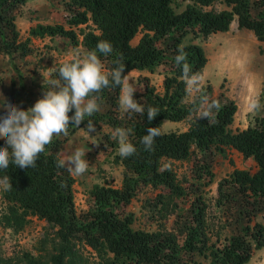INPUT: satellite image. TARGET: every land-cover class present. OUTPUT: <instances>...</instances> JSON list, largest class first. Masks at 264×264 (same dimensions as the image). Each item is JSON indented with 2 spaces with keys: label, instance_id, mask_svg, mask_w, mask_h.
Wrapping results in <instances>:
<instances>
[{
  "label": "trees",
  "instance_id": "obj_1",
  "mask_svg": "<svg viewBox=\"0 0 264 264\" xmlns=\"http://www.w3.org/2000/svg\"><path fill=\"white\" fill-rule=\"evenodd\" d=\"M25 1L0 0V53L10 62L33 51L30 36H55L67 39L70 46L80 44L86 52L95 50L99 41L110 42L113 51L101 55L102 62L110 69L122 59L123 75L129 69L152 72L157 66L164 71L161 90L146 74L136 77L134 98L159 109L152 122L146 113H125L119 107L120 88L110 87L99 93L102 109L81 123L85 128L88 120L93 121L98 141L108 152L119 145L112 130L131 129L129 140L137 154L125 159L114 152L113 160L121 165L119 185L92 184L80 212L74 205V178L56 163L68 136H55L35 168L10 165L0 171V178L7 174L12 184L10 190L2 191L7 200L1 212L5 223L16 230L26 215L44 219L51 228L53 249L45 253L21 250L13 256L0 253V264H74L76 243L88 246L106 264H200L201 258L206 264L248 261L253 250L264 245V224L257 219L264 214V85L259 96L261 111L250 114L245 127L231 129L235 100L223 95L211 98L207 83L185 101L182 68L175 64V56L178 47H183L192 71L201 72L207 56L192 39L224 31L232 20L237 28L264 39V0H186L177 11L172 0H64L67 7L61 22H36L28 28L29 36L19 38L14 18ZM214 3L225 7L216 9ZM79 24L83 27L77 32L74 27ZM186 35L190 39L183 41ZM60 66L52 71L56 79ZM205 95L219 105L210 120L196 114ZM162 119H188V123L183 129L161 131L153 150L145 151L141 138L149 127H159ZM100 124L110 130L101 131ZM75 129L70 126L69 134ZM4 146L0 139V147ZM228 148L251 158L255 168L233 167L216 180L215 192L209 195L207 185L214 175L211 164ZM171 160L189 161L188 173L179 176ZM144 188L150 193L143 196L141 208L152 228L134 226V214L127 210Z\"/></svg>",
  "mask_w": 264,
  "mask_h": 264
},
{
  "label": "rangeland",
  "instance_id": "obj_2",
  "mask_svg": "<svg viewBox=\"0 0 264 264\" xmlns=\"http://www.w3.org/2000/svg\"><path fill=\"white\" fill-rule=\"evenodd\" d=\"M52 2L58 6L57 13L60 16L67 7L64 0H34L28 4L18 6L15 22L17 29L23 28V33H25L26 25H21L20 23L24 20L27 21V16L33 12H35V17H39L43 21L54 22L55 14L53 16L49 15L50 13L41 15L49 11L54 12V9L44 11ZM185 2L186 0H172L171 5L177 11L183 8ZM208 7L205 6V8ZM213 7L219 9L225 6L221 3H214ZM37 10L41 11L39 16L36 14ZM82 27L83 24H79L74 29L78 32V28ZM229 28L227 33L216 31L209 34V37L207 35L196 37L192 40L201 44L207 56V60L201 69V73L204 75L202 86L207 83L210 84L209 96L211 98L220 97L221 95H233L239 104L235 117L239 116L238 121L243 122L244 118L247 120L251 112L258 113L261 111L260 108L255 111L250 110L243 116L244 104L241 105V88L243 83H245L246 87L247 82L257 81V79L264 80V48L259 53L251 30L244 27L237 28L234 20L231 21ZM137 37L138 33L131 38V43H134ZM189 39L190 36L186 35L183 41ZM228 45V52H233L235 56H238L237 61L239 62L227 66L225 62H219L217 59L212 61V57L217 55L215 53ZM32 46V52L23 57H15L12 62L4 54L0 53V106H3L6 101L25 110L34 106L35 102L43 98L44 92L49 89L48 81L56 79L52 74L55 67L60 66V64L63 65L68 59L76 57L78 53L81 54V51H78L77 48L73 49L74 46H70L65 38H54L43 42L36 41V43H32ZM225 53V57L229 56L227 52ZM232 60L234 59L232 58ZM163 71L164 67L157 66L152 72L147 69H132L125 75H128L130 82L134 83L135 87L138 88L136 77L146 74L155 88L161 90ZM193 97L194 93L188 94L186 92L185 101ZM254 99H258L261 105L262 98L254 96ZM100 109H102L101 104ZM5 114L6 110L0 108V117ZM187 123L188 119L181 121L162 119L159 128L161 131L183 129ZM100 130L107 132L110 128L100 124ZM97 134L98 130L96 128L95 131L88 132L87 126L85 128L79 127L61 143L59 151L62 158L71 154L77 148H82L86 152V157L84 158L89 161V168L83 175L72 174L74 178L73 199L78 212L86 207L85 198L92 184L102 183L117 186L120 183L121 165L113 160L114 152H118L119 145L114 151L108 152V147L104 148L98 141ZM234 161H237L239 165H245L250 170L255 168L251 158L239 157V154L234 149H228L223 156L220 157L218 155L217 159L212 162L211 169L213 174L221 175L222 173H227L228 171L226 172L225 170L230 168ZM189 163L186 160H183V163L172 160L169 164L181 176L188 173ZM2 191L3 187L0 186V253L3 256H13L14 254H19L21 250L43 251V253L53 250L50 243L51 228L44 219L35 215H26L21 226L16 228V230H13L11 225L5 223L4 215L1 212L5 209L7 200L3 196ZM148 193H150V189L144 188L127 206V210L132 211L134 214V226L153 227L152 223L147 224V219L143 216V209L141 208L142 198ZM171 218L169 217L167 220V226H170ZM257 219L264 224V214H258ZM74 250L77 254L74 257V264H106L103 259L97 257L94 251L86 245L76 243ZM200 260V264L207 263L203 258ZM243 264H264V245L254 249L248 261Z\"/></svg>",
  "mask_w": 264,
  "mask_h": 264
},
{
  "label": "clouds",
  "instance_id": "obj_3",
  "mask_svg": "<svg viewBox=\"0 0 264 264\" xmlns=\"http://www.w3.org/2000/svg\"><path fill=\"white\" fill-rule=\"evenodd\" d=\"M113 48L108 41H99L95 50L85 54H77L70 62L64 63L57 70L58 79L48 81L49 89L43 98L27 110L6 101L3 108L6 114L0 117V139L5 146L0 147V171H6L10 165L21 169L35 168L40 155L46 146L53 142L55 136H68L69 127H80L85 117H91L100 110V96L105 88L119 87V107L127 114L145 116L152 122L159 114V109L151 105L145 106L134 98L137 91L125 72V64L117 61L113 68L106 69L101 55L108 56ZM175 64L182 68V78L186 92L192 94L202 89L204 75L193 72L187 62V53L178 47ZM219 105L215 100L209 101L205 95L196 108L197 118L210 120L212 110ZM261 107L258 99L249 104L250 110ZM74 115H69L73 112ZM87 131H95L93 121L88 120ZM131 129L116 128L112 136L119 142L118 155L129 158L137 154V147L130 142ZM162 135L159 127H149L140 144L145 151H152L155 139ZM86 152L77 148L74 152L57 160L58 168H65L70 174L83 175L89 168L85 159ZM0 186L5 191L12 188L11 178L5 174L0 178Z\"/></svg>",
  "mask_w": 264,
  "mask_h": 264
},
{
  "label": "crops",
  "instance_id": "obj_4",
  "mask_svg": "<svg viewBox=\"0 0 264 264\" xmlns=\"http://www.w3.org/2000/svg\"><path fill=\"white\" fill-rule=\"evenodd\" d=\"M31 1H34V0H26L25 2H24V4H28V3H30ZM58 4V3H57ZM23 5V4H22ZM58 6H56V3H53L52 2V4H50L47 8H45L44 9V11L45 10H51V9H54V12H51V11H49V12H45L44 14H41V15H45V14H48V13H50L49 15H51V16H53V14H55V20H54V22H61L62 21V18H61V15L59 16L58 15V13H57V8ZM56 10V11H55ZM40 13H41V11L40 10H37L36 11V14H38V16L40 15ZM16 19H17V17H15L14 18V21L16 22ZM26 20L27 21H21V25H26V29H25V33H23L24 32V29L23 28H21L20 30H18V32H19V37L20 38H25L26 36H29L28 35V28L30 27V26H32L33 24H35L36 22H46V21H43L42 19H39V17L37 18V17H35V12H33L31 15H29V16H27V18H26ZM231 23V22H230ZM229 27H230V24H229ZM228 27V29H226V30H224V32L225 33H227V31H229V28ZM21 33V34H20ZM139 32H138V36H139ZM135 36V35H134ZM254 36V35H253ZM207 37H209V35L207 36ZM54 38H57V37H49V36H43V37H38V36H30V40H29V43L30 44H32L33 42H35L36 43V41H45V40H50V39H54ZM78 38H80V36L78 37ZM133 38V37H132ZM137 40V39H136ZM230 41H232V40H230ZM233 41H236V40H233ZM254 41H255V43L257 44V47H258V52L260 53V52H262V50H263V48H264V39H262V40H258V39H256V38H254ZM74 48H77V50L78 51H81V54H84V52L85 53H87L86 52V50L80 45V44H77L76 46H74L73 47V49ZM228 48H229V45L226 47V48H222L220 51H218V52H216L215 54H217L216 55V57L214 56V57H212V61H214V60H218L219 62H225L226 63V65L228 66L229 64H234V63H238L239 61H237V59L239 58L238 56H235L234 55V53L233 52H228ZM260 48H261V50H260ZM225 52H227L228 53V55L229 56H227V57H225ZM75 57V56H74ZM232 58L234 59V60H232ZM66 63V62H65ZM230 65V66H231ZM235 69V68H234ZM132 69H129L128 71H126V73L127 72H129V71H131ZM260 72H262V70H260ZM125 73V74H126ZM231 73V72H230ZM124 74V75H125ZM232 74V73H231ZM231 76V75H230ZM232 77V76H231ZM263 85H264V80L262 81V80H258L257 79V81L256 80H254V81H250V82H247V84H246V87H245V83H243V86H242V88H241V105L242 104H244V110H243V116H244V114L246 113V112H248V111H250V109H249V104H250V102L254 99V96H257L258 98H259V96H260V93H261V91H262V87H263ZM226 95V94H225ZM227 97H230V98H233L234 100H235V102H236V105H237V109H236V111L239 109V104H238V102H237V99L233 96V95H230V96H228V95H226ZM236 111H235V113H236ZM251 111H253V110H251ZM235 113H234V116H233V119H232V121L228 124V126L229 127H231L232 129H235V128H242V127H245L246 125H247V123H248V120H249V117L247 118V120H245V118H244V121L242 122H239L238 121V119H239V116H237V117H235ZM252 113H257V112H251L250 114H252ZM229 150H233V148H228ZM228 149H226V150H228ZM226 150H225V152H226ZM236 151V150H235ZM236 153L237 154H239V157H242V155H241V153H239L238 151H236ZM172 161V160H171ZM175 161H178V162H180V163H183V161H179V160H175ZM240 161V160H239ZM166 162H167V160H164L163 159V164H166ZM233 167H239V168H245V165H239L238 163H237V161H234V164L233 165H231V167L230 168H228V169H226L225 171L227 172V171H229V170H231ZM221 175H224V173H222ZM221 175H216V174H214L213 175V179H212V181H210L209 183H208V185H207V189H208V194L209 195H213L214 194V192H215V185H216V180L221 176Z\"/></svg>",
  "mask_w": 264,
  "mask_h": 264
}]
</instances>
